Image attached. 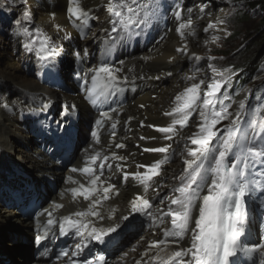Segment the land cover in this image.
Instances as JSON below:
<instances>
[{"label": "bare ground", "instance_id": "obj_1", "mask_svg": "<svg viewBox=\"0 0 264 264\" xmlns=\"http://www.w3.org/2000/svg\"><path fill=\"white\" fill-rule=\"evenodd\" d=\"M81 2L86 11L97 10L91 11L88 15L89 20L90 15L94 14V18L88 23L89 26L82 24V20H75L70 15L68 8L71 7V0H0V7H4L17 17L26 11L30 13V19H24L33 28L30 32L36 33L35 30L40 29L42 33L51 37L52 42L58 46L60 51V55L54 61L49 62L59 67V63H63L64 59L71 58V74L82 83L81 87L77 85L76 91L72 86L67 92L61 88L45 85L30 75L32 69L27 54L31 55V52L26 51L23 47V43L27 42L28 38L16 34L12 42L14 46L12 51L8 44L5 47L0 43V48H2L0 54V170L4 172H0V174L9 178L27 177L32 183L43 184L45 191L43 199L40 194V197L34 195L26 200L23 208L13 204L5 205L0 201V244L29 241L32 244H30L32 249L36 252V256L34 255L35 257L30 261L28 259L23 262L17 261V264L57 263L49 261V255L62 237L60 232L62 218L71 216L76 211L86 210L90 203L82 196H77L74 199L69 189L79 187V184L88 186L89 177L82 174L79 169L91 164V157L97 152L100 153V157L91 166L97 169L98 174L99 165L104 162L103 157L108 156L107 163L112 164V168L109 169L106 166L101 179L115 184L119 191V195L113 194L110 199L104 201L102 207L105 217H107L109 209H116L114 220L110 221L106 218L103 221H96L94 217L91 218L98 227H107L119 220L121 216L129 215L131 212L130 201L138 195L145 196L150 202L160 193H166L167 197L173 195L172 188L178 184V180L175 179L180 176L181 170L185 167L184 160L189 158L187 150L196 147L188 141L187 137L198 131V125L201 122L199 116L201 99L192 109L188 125L184 128L176 126L178 136H174L172 140H165V134L156 129L169 126L176 118L166 116L164 113L171 111L176 106L175 97L193 83L204 81V84L201 85L200 96L204 95V91L207 90L206 85L210 83L211 78L210 72L206 69L201 70L199 67L204 54L203 47L216 44L218 40L213 41L212 38L225 34V26L221 23L225 14L223 0H183L182 5L178 8L183 9L182 20H174L167 37L160 44L155 45L149 52L141 51L114 61L111 57H105L103 53L95 52L96 44L109 32L113 19L106 11L108 0H81ZM127 2L130 3V0ZM139 2H145V0H139ZM189 8L192 9L190 13L187 11ZM188 18L192 19L193 24L191 28L184 30L185 35L182 38L176 32V28ZM74 23L80 27H73ZM209 23L215 24L216 28L205 32L204 29ZM22 29L19 26L16 30L21 31ZM65 33H71L70 38L66 39ZM177 48H184L185 51L177 52ZM85 51L89 55L88 60H84ZM195 57H199V59ZM35 58L39 60L36 55ZM105 62L114 69H122L117 73L119 79L114 82L116 85L122 81L133 80H138L142 85L134 97L115 105L114 108L96 110L92 107L91 101L86 99L82 78L87 73L90 86L92 73L88 72V69L95 68ZM195 65L197 66L195 67ZM93 99L98 105L95 96ZM243 99L237 102L236 112L239 111V103ZM48 101H51L50 107L43 109L42 103ZM5 104L9 106L7 109L3 107ZM111 109H116V111L113 112ZM104 111L109 112L112 119L104 120L101 126H97L96 120L102 119L100 113ZM44 113H49L48 115L59 120V124L71 115L81 118L77 128L80 133L83 132L86 135V142L77 146L70 145L62 151V154L66 155L69 160V163L64 167L57 161L58 156L54 152V146L49 144V151L46 152L44 144L36 143L30 138V129L23 122L24 118L28 116L27 118L34 119V126L43 132V128H50V123L45 122L43 125L37 123L40 119H46ZM113 122L117 123L115 129L111 128ZM93 132L97 133V137H93ZM56 133L54 130V135L51 138L53 143L60 140ZM113 133L115 134L113 135ZM142 136L145 137L144 140L140 139ZM118 143H123L126 147L116 148L115 145ZM168 145H171V148L167 154L178 147L177 152H181V157L175 163L162 164L160 176L154 177L146 193L143 186L139 185L131 176L128 181L123 180V172L145 171L143 168L138 169L137 164L151 165L156 160H164L167 156L164 153H145L143 152L144 147ZM113 152L118 156H125L127 159L124 161L113 160L111 159ZM116 164H120L123 171L117 170ZM214 167L215 165L212 163L211 168ZM72 168H77L78 171L72 172ZM69 177L77 183L70 181ZM2 185L4 182L0 180V187ZM8 188L13 192L12 184H9ZM62 193L63 195H61ZM205 194H207V189L203 195ZM33 202L39 205L40 213H44L43 215H39L40 213L34 215V213L28 212V207ZM169 202L167 200L164 204L154 205L150 211L158 217L160 216L158 209L166 211V205ZM199 203L200 201H197V205ZM55 204H61L63 207L56 209ZM174 206L172 207L175 208ZM46 210L53 212L56 224L47 225ZM193 214L198 216V210H195ZM141 217L147 216L132 213L128 221L119 220L121 228L130 220L136 221ZM164 223H170V218H167ZM118 232L120 233L121 229H118ZM159 239H161V230L146 232L135 227L112 248L111 259L107 264H135L136 260H141V264H151L155 262L151 257L156 255V250L153 249L148 256H143V258L142 253L149 242ZM79 241L80 238L74 233L65 235L69 254L75 250L74 245ZM189 242L190 236L183 241L182 246H168L160 252V256L165 259L180 248L188 247ZM161 247L163 248V246ZM133 248L136 251H131ZM84 250L86 252L85 259H98L99 255H96V247L92 245V241ZM123 253H128V255L121 259ZM80 254L72 259L77 261ZM10 258L15 260L16 257L11 255ZM67 261L68 257H64L63 262L67 263ZM0 264H5V261L0 259Z\"/></svg>", "mask_w": 264, "mask_h": 264}, {"label": "snow or ice", "instance_id": "obj_2", "mask_svg": "<svg viewBox=\"0 0 264 264\" xmlns=\"http://www.w3.org/2000/svg\"><path fill=\"white\" fill-rule=\"evenodd\" d=\"M158 7L159 5L156 4L155 0H145V2L130 0V3L127 0H124V2L108 0L106 11L113 18L111 21V32L116 33L118 28L128 30L133 25L145 23L147 21V14L152 13ZM182 11L183 9L175 11V19L177 21L182 20ZM187 11L190 13L192 9L189 8ZM68 12L75 20H82V24L86 25L88 23V15L82 7L81 0H71V7L68 8ZM141 13L145 15H141ZM24 17L25 19H30V13L26 11ZM192 24V19L188 18L179 24L176 32L183 38L185 35L184 30L191 28ZM57 27L59 28V26ZM73 27H80V25L74 23ZM215 28V24L209 23L204 31L207 32L209 29ZM35 31V38L23 43L24 49L28 52H34L40 61H54L60 55L58 46L52 42L51 37L42 33L40 29H36ZM16 34L26 38L33 36V33L27 27H24L22 31H18ZM70 36L71 33H65L66 39L70 38ZM212 39L216 41L219 37L214 36ZM37 41L39 42L38 47ZM176 51L184 52L185 49L177 48ZM195 58L199 59V57ZM209 68H211L214 74L220 75L219 71L212 67V65H209ZM121 70L120 68L114 69L106 62L101 63L95 68H89L88 72L92 73L90 86L87 73L82 78L86 99L95 104L93 97L103 92L105 88L110 87L111 82L117 81L119 79L117 73ZM224 83V81L213 80L206 85L207 90L204 91L202 103L199 104L201 122L198 125V131L187 137L188 141L192 145H196V147L188 148L187 157L189 158L184 160L185 167L183 174L179 177L180 183L178 186L172 188V196L165 197V199L170 201L166 205L167 210L158 209L160 217L153 215L150 211L152 204L149 199L138 195L130 201L131 212L129 215L119 218V220L128 221L132 213H139L142 216L149 217L153 222L158 221L160 224L165 222L162 219L163 217L170 218L171 226L163 228L165 239L149 242L147 248L142 253V258L143 256H148L155 249L156 255L152 256L151 259L153 261L159 260L162 264H240L238 254L247 257L252 261V264H257V261L253 257L258 254V264H264V239H261L260 242L252 241L250 242V246L248 242L241 239L245 236V225L247 223L246 196L250 193L249 183L245 182L243 178L245 177L246 170L251 174V168L255 163V161L241 159V151L244 148L243 142L248 135L247 129H244L242 132L241 125L247 124L251 128L252 124L250 121H244L241 118L246 108V102L242 100L239 103V111L235 113V117L226 126V136L218 139L219 130H217L216 126L233 115L229 111L231 105L225 106L223 100H220L217 95L220 93ZM203 84L204 81L201 80L200 83H193L190 87L186 88L175 97L176 106L171 111L164 113L166 116L176 117L169 126L156 129L158 132L165 134V140H172L174 136L179 135L176 131L177 125L180 128L188 125L192 109L197 106V102L201 99L200 92L201 85ZM223 97L224 99L229 98L227 92L223 93ZM257 99H260V97L257 96ZM50 104L51 101L44 102L42 103V108L47 109L50 107ZM3 107L7 109L9 106L5 104ZM111 111L115 112L116 109H111ZM100 116L102 119L96 120L97 126H101L104 120L112 119L109 112L106 111L101 112ZM116 126V122L111 124L112 129H115ZM148 126L154 127L153 125ZM238 134H241L239 142ZM92 135L93 137H97L96 132H93ZM140 139L144 140L145 137L142 136ZM152 139H155V137H152ZM214 140L216 142L215 145H213ZM249 143L252 145V147L247 148L249 153H253L256 147L264 149V121H260L255 125ZM115 147L124 148L126 145L118 143ZM170 148L171 145L144 147L143 152L167 154ZM254 154L264 157V150L255 151ZM230 155L234 158L231 166L226 163ZM99 157L100 153L97 152L91 157V164L79 169L82 174L89 177L88 186L79 184V187L69 189L74 199L77 196H82L85 200L90 201V203L86 210L76 211L71 216H65L60 223L62 235L74 233L75 236L80 238V241L74 245L75 250L70 254L67 251L57 254V259H60L61 255L68 257L67 264H76V261L72 257L82 253L88 247L89 242L96 241L100 244H112L120 235L118 229L122 231L119 220H116L107 227H98L91 219L94 217L96 221H103L106 218L110 221L114 220L116 209H109L107 217H105L102 207L103 202L110 199L111 195H119L115 184L101 179L104 175V168L106 166L109 169L112 168V164L107 163L109 157H103L104 162L99 165L98 174L97 169L91 166L96 163ZM111 159L124 161L127 157L118 156L113 152ZM166 162L167 157L165 156L164 160H156L151 165L137 164L136 167L138 169L143 168L145 171L123 172L122 178L124 181H128L131 176L139 185L143 186L146 193L151 186L150 182H153L154 177L160 176L162 164ZM206 162L209 163V168L212 167V162L215 165L212 169L214 176L211 178L210 185L208 184L209 168L205 167ZM262 163H264V160H262ZM241 164L244 165L243 168L240 166ZM115 167L117 170L123 171L120 164H116ZM71 171L77 172L78 169L72 168ZM68 179L72 181L71 177ZM72 182L77 183V181ZM205 187H207V194L201 196L200 193ZM197 201H200L198 205ZM164 202V200L160 201L161 204H164ZM173 205L176 207L173 208ZM54 207L59 209L63 205L55 204ZM195 210H198V216L193 214ZM46 213L48 217L46 221L47 225L52 226L56 224L53 212L46 210ZM43 214L40 213L39 215ZM113 233H116L115 237L111 236ZM186 234H190L189 246L180 248L168 256L167 260H163L160 252L168 247L169 240L167 238H173L175 242L177 238L182 239ZM105 237H109V239L105 240ZM131 251H136V249L133 248ZM127 255L128 253H123L121 259ZM83 264H105V259L103 256H100L96 260L85 259ZM135 264H141V260H136Z\"/></svg>", "mask_w": 264, "mask_h": 264}, {"label": "rangeland", "instance_id": "obj_3", "mask_svg": "<svg viewBox=\"0 0 264 264\" xmlns=\"http://www.w3.org/2000/svg\"><path fill=\"white\" fill-rule=\"evenodd\" d=\"M118 1L119 0H116V1H113V2H118ZM122 2H124V1H122ZM236 2H238V1L237 0H223L224 6H225V14L223 15L222 19H223V25L225 26V34L223 36L219 37V39H218L216 44L211 45V46L206 47V48H204L202 46L203 47V51H204L203 53L205 55L203 54V56L201 57V64H200L199 67H201V70H205L206 69L208 72H210L209 73L210 74V78H211L210 81H209L210 83L213 80H216V78L220 76V75L214 74L212 72L211 68H209V65H212V67L216 68L219 71V73H220V69L219 68L221 67L220 64L223 63L222 62L223 60H221L220 58H216L215 59L213 57L212 53L220 52L221 51V45L223 44V42L226 41V40L228 41V37H229V35L231 33V31H230L231 22L229 20H230V17L236 11V7H235L236 6V4H235ZM252 16L254 17L256 15L254 14ZM24 19H25L24 14L21 15L20 17H17V15H14V13H9L8 10L5 9L4 7H0V43L2 45H4L5 47L8 44L11 47L10 48L11 51L14 48V46L12 45V42L15 39L16 33L18 32L16 29H18L19 26H20L21 29L24 28V27H27L28 29L31 28V29H29V31H32V29H33L32 26L27 22V20H24ZM32 33H33V36L32 37H27L28 40L32 39V38H35L36 33L35 32H32ZM240 41H241V36L239 35L238 36V42L236 43V46L234 48L235 50L237 48L241 49L242 45H241V43H239ZM38 46H39V42L37 41V47ZM1 49L2 48H0V54H1ZM33 54H34V52H31V56H34ZM232 58H235V55ZM63 63L62 62L59 63L60 78H61V81H62L61 89L63 91L67 92L73 86V88L76 91L77 90V86H76L77 81L75 80V78H73V76L71 74L72 59L71 58L64 59ZM206 63H207V65H206ZM69 66H70V68H69ZM196 66L197 65H195V67ZM30 75H31L32 78H34V75L32 74L31 70H30ZM64 76H65V78H64ZM263 86H264V69L260 72V74H257L255 76L254 83H251L250 85H248V86H246L244 88L243 94H242V96L240 97L239 100L244 98L243 100L247 103L248 99L251 98L257 92V90L261 91V88ZM202 100H203V96H202ZM252 100H253V97H252ZM250 104H251V102H250ZM236 105H237V103L234 104V106H233V115L231 117H229V120H231V119H233L235 117ZM234 110H235V113H234ZM51 111L53 112L54 110H51ZM243 117H245L244 121H250L251 124H253L252 120L249 119L250 116H249V113L246 110H244V113H242L241 118H243ZM80 119L81 118H78L76 116V117H70V121H69V119H68L67 122L64 121V129L66 128V126L71 121L76 124V128H74L73 134H77V141L74 144V146H77L80 142L86 141V135L83 132L80 133L78 128H77V124H78V121ZM221 122L216 126L217 130L221 126ZM229 123H230V121L228 122L227 125H229ZM227 125L224 126V130H223L224 135L222 137H219V132H222V131H218V139H222V138H224L226 136V134H227L226 126ZM222 128H220V129H222ZM241 128H242V132H243L244 129H247V131H248V135L245 138V143H244V145H247L248 142L251 139V133H252L253 129H252V127L249 128L247 126V124H242ZM58 133H60L61 135H64L63 129L58 130ZM240 135L241 134H238V141H239V136ZM30 138L35 140L36 143H39L40 140H41L40 139V135L37 132H31L30 131ZM215 143L216 142L214 140L213 141V145H215ZM57 148L59 149L60 145L57 144ZM54 150H55V148H54ZM48 151H49V149L46 150V152H48ZM217 155H218V153H217ZM59 163L61 165L64 164L63 161H60V160H59ZM63 167H64V165H63ZM182 174H183V170H181L180 176ZM4 177H7V176L6 175H0V180H2L4 182V185L0 187V201L3 202L5 205L13 204V205L16 206L17 203H15L14 201L10 200L11 194H9L10 192L8 191V185L6 184V180L4 179ZM179 177H177L175 179V180H178V185L180 183ZM18 179H19V182L15 183V188L13 190L14 191V193L12 194L13 197H15V198L21 197L26 192L33 193L34 195H36L38 197H40L39 196V194H40L42 196L41 197L42 199L45 197V195H44L45 191L43 190L44 187L42 186L43 184L32 183L31 180L29 178H27V177H25V178L18 177ZM9 180H13V179L9 178ZM172 182H173V180L171 181V183ZM41 190H42V192H41ZM30 244L31 243L29 241H22L20 243L6 244V245L4 243H2V244H0V259L4 260L5 264H7V263L10 264L11 262L14 263V264H17L16 263L17 261L18 262L27 261V259L24 258V257H16L15 260H12V258H10V256L13 255V253H15V250H17V249H21V248H25L26 249V248L29 247V249H30L29 250V256H30L29 261H30L34 257V251H35L31 247L32 244L31 245ZM52 255H53V251L49 255V260L52 258ZM53 260L54 259H51L50 261H53Z\"/></svg>", "mask_w": 264, "mask_h": 264}, {"label": "trees", "instance_id": "obj_4", "mask_svg": "<svg viewBox=\"0 0 264 264\" xmlns=\"http://www.w3.org/2000/svg\"><path fill=\"white\" fill-rule=\"evenodd\" d=\"M237 1L236 11L229 20L228 41L223 42L220 52L212 53L215 59L223 60L219 80L225 82L222 95L227 92L229 97L222 99L225 106L234 104L243 88L254 83L256 74L264 66V0ZM239 35L242 47L235 50ZM257 96L260 97L259 91L255 93L256 99ZM258 102L262 104L264 99L260 98Z\"/></svg>", "mask_w": 264, "mask_h": 264}, {"label": "water", "instance_id": "obj_5", "mask_svg": "<svg viewBox=\"0 0 264 264\" xmlns=\"http://www.w3.org/2000/svg\"><path fill=\"white\" fill-rule=\"evenodd\" d=\"M69 68H70V66H69ZM29 250H30L29 247L26 248V249L25 248L17 249V250H15V253H13L12 256H14V257H24V258L29 260L30 259Z\"/></svg>", "mask_w": 264, "mask_h": 264}]
</instances>
